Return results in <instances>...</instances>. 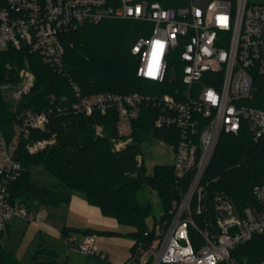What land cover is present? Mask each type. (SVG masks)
<instances>
[{
    "label": "built area",
    "instance_id": "2783aa9c",
    "mask_svg": "<svg viewBox=\"0 0 264 264\" xmlns=\"http://www.w3.org/2000/svg\"><path fill=\"white\" fill-rule=\"evenodd\" d=\"M166 6L157 0H0V49L27 47L43 62L61 69L64 33L105 20L135 19L146 24L132 46L137 74L163 82L168 74L173 93L112 92L83 95L72 82L76 100L52 97L48 110L25 112L7 141L0 130V231L16 218L46 223L44 210L30 213L9 202L8 186L22 166L16 158L20 141L31 131L45 130L54 116L71 111L86 116L117 114L116 149L133 140L135 122L144 107L154 110V127L171 130L176 196L169 210L135 241L125 264H264L238 254V248L256 236L264 237V183L252 188L253 202L236 207L225 191H210L219 178L207 170L223 134L238 135L247 128L255 142L264 140V109L259 100L264 77V0H175ZM179 67L180 87L176 88ZM20 84L9 90L18 104L34 85L26 61ZM175 83L172 84V81ZM103 128L97 127V134ZM50 141L28 144L36 153ZM139 165L142 157L137 158ZM211 204V208L207 207ZM212 211V212H211ZM71 250L97 256V236L85 235ZM104 261V255H98Z\"/></svg>",
    "mask_w": 264,
    "mask_h": 264
},
{
    "label": "trees",
    "instance_id": "16d2710c",
    "mask_svg": "<svg viewBox=\"0 0 264 264\" xmlns=\"http://www.w3.org/2000/svg\"><path fill=\"white\" fill-rule=\"evenodd\" d=\"M157 1L166 6L176 5L175 0ZM145 28L146 24L135 19H115L98 25L86 24L64 33L61 40L65 55L61 69L44 63L38 53L27 47L0 49V130L6 140L14 138L16 126L25 112L48 110L53 106L52 97L58 102L63 98L74 102L72 82L83 95L173 93L175 87L169 81L170 74L163 82L148 81L137 74L138 59L131 50ZM26 61L34 74V85L14 105L7 100L9 90L3 86L20 84L19 71ZM172 74L177 78L176 88L180 87L179 67ZM260 78L263 87L255 105L264 109V77ZM155 113L149 107L142 109L134 124L132 142L120 149L111 142L117 135L116 111L91 116L71 111L54 116L45 130L31 131L20 141L16 158L22 169L8 186L9 202L34 213L68 204L72 192L79 191L91 205L99 207L103 215L115 218L121 226L133 228L128 237L136 242L149 240L144 234L149 230L146 219L153 207L139 203L137 192L144 184L158 191L164 212L169 210L176 196L172 165H156L153 174L148 175L143 161L139 165L137 160L142 155L144 142L153 137L166 142L172 139L171 130L154 127ZM98 126L103 128L101 135L97 134ZM42 140L50 143L36 153L29 152L28 144ZM33 166L48 169L57 177L58 184L51 187L33 180L30 172ZM207 175L220 180L210 191H225L237 208L252 203L253 186L264 183V140L255 142L246 127L238 135L223 134ZM207 207L212 206L209 203ZM69 231L68 228L63 230V239L68 238ZM9 233V225L0 231V264H21L3 243ZM82 235L97 236L98 233L86 230ZM238 250V254L250 260H264V237L256 236ZM31 264L60 263L53 250L39 247L31 257Z\"/></svg>",
    "mask_w": 264,
    "mask_h": 264
},
{
    "label": "rangeland",
    "instance_id": "374dc122",
    "mask_svg": "<svg viewBox=\"0 0 264 264\" xmlns=\"http://www.w3.org/2000/svg\"><path fill=\"white\" fill-rule=\"evenodd\" d=\"M7 100L11 103L13 100L7 94ZM142 161L145 166L146 173L152 175L156 165H171L174 159L173 150L167 144H163L161 140L156 137L144 142L141 146ZM31 177L36 182H40L46 186L54 187L58 184V179L48 169L33 166L30 169ZM137 201L141 204H151L153 207L152 214L147 217L146 223L149 228L153 227L154 223L159 221L164 213L162 200L158 191L144 184L137 192ZM47 214L46 222L55 226L54 218L55 209L44 208ZM15 220V221H14ZM12 222L11 233L9 237L3 240L7 250L11 252L21 264H31V257L39 246H46L47 244L59 254V261L62 263L68 259L69 262L75 264H106L105 261L100 260L95 256H86L75 250H69V247L63 242L60 236H45L43 226L35 222H27L23 219L16 218ZM127 228H131L125 226ZM108 264V263H107Z\"/></svg>",
    "mask_w": 264,
    "mask_h": 264
},
{
    "label": "crops",
    "instance_id": "0c3cea01",
    "mask_svg": "<svg viewBox=\"0 0 264 264\" xmlns=\"http://www.w3.org/2000/svg\"><path fill=\"white\" fill-rule=\"evenodd\" d=\"M52 209H55L56 214L51 215V218H54L57 225L52 226L47 222L41 224L45 236L58 235L66 244L62 238V232L68 228L70 231L67 239L77 244L83 237L82 233L86 230H91L98 233L96 244L97 256L95 257L99 258L98 255H104L106 264H125L131 257L135 240L128 237L127 234L132 232L133 228L121 226L115 218L103 215L101 209L91 205L82 192L73 191L71 201L68 204ZM12 222L9 223L10 233ZM107 232L118 234L111 235ZM39 247H47L53 250L57 254L60 264H75L74 262H69L68 259L61 263L59 261V254L49 244L46 246L40 245ZM69 250L71 249L69 248Z\"/></svg>",
    "mask_w": 264,
    "mask_h": 264
},
{
    "label": "water",
    "instance_id": "95a60500",
    "mask_svg": "<svg viewBox=\"0 0 264 264\" xmlns=\"http://www.w3.org/2000/svg\"><path fill=\"white\" fill-rule=\"evenodd\" d=\"M174 83H175V80L172 81V84H174Z\"/></svg>",
    "mask_w": 264,
    "mask_h": 264
}]
</instances>
